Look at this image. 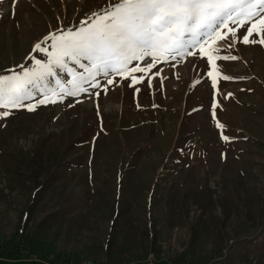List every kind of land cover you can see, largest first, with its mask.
<instances>
[{
	"label": "rangeland",
	"instance_id": "374dc122",
	"mask_svg": "<svg viewBox=\"0 0 264 264\" xmlns=\"http://www.w3.org/2000/svg\"><path fill=\"white\" fill-rule=\"evenodd\" d=\"M118 2L0 0V74L33 67L46 36ZM252 23L264 29V17ZM232 30L229 48L219 37ZM245 32L229 22L196 57L133 61L101 78L99 96L0 118V264H264V34L246 45ZM132 75L154 87L130 88ZM217 121L237 139H218Z\"/></svg>",
	"mask_w": 264,
	"mask_h": 264
},
{
	"label": "snow or ice",
	"instance_id": "6c2138e0",
	"mask_svg": "<svg viewBox=\"0 0 264 264\" xmlns=\"http://www.w3.org/2000/svg\"><path fill=\"white\" fill-rule=\"evenodd\" d=\"M96 16L100 18L95 23L82 21V25L88 23L89 26L65 31L57 29L56 33L46 36L45 42L51 41V51L41 44L35 45L34 50L44 59L29 57L34 61L33 67L21 65L19 70L9 69V74H0V109H3L0 110V118H8L13 114L12 110L24 109L34 113L41 106L66 103L67 98L82 103L81 96H99L101 78H107L113 72H127L133 61H143L147 69H154L161 61L172 62L187 55L196 57L197 53L192 50L229 22L233 27L239 24L240 31L246 29L242 36L246 45L258 43L252 38L254 34H264V29L257 30L255 23L247 27L253 20L264 17V0H119L101 12L93 13V18ZM242 17L246 19L242 20ZM237 36L238 32L232 30L229 36H220L219 42L227 43L231 48L238 42L233 39ZM259 43L264 44V39ZM213 51L222 52L223 49ZM205 55L207 68L212 63V56ZM200 59L204 60V57ZM216 59L234 60L236 57L218 55ZM143 71L145 69L140 64L131 68L133 74ZM61 73L65 75L61 76ZM204 75L202 72L201 76ZM211 75V72L207 73V76ZM224 79L233 78L225 75ZM107 83L111 85L113 81L108 80ZM204 83L208 80L205 79ZM52 84L55 87H50ZM137 84H146L149 90L154 87L152 80L132 75L128 86L132 88ZM163 87L161 79L158 91ZM216 87V81L212 80L210 104L205 109L212 119L216 118L218 109ZM103 90L106 91V87ZM140 91L139 87L134 88V94ZM152 108L156 109L158 105L153 104ZM97 116H100L98 109ZM215 129L221 141L237 139L224 134V125L219 121ZM179 151L184 153L183 149ZM221 157L226 158V154L222 153Z\"/></svg>",
	"mask_w": 264,
	"mask_h": 264
},
{
	"label": "built area",
	"instance_id": "2783aa9c",
	"mask_svg": "<svg viewBox=\"0 0 264 264\" xmlns=\"http://www.w3.org/2000/svg\"><path fill=\"white\" fill-rule=\"evenodd\" d=\"M78 264H99L98 262H93L90 260H83L81 262H79Z\"/></svg>",
	"mask_w": 264,
	"mask_h": 264
},
{
	"label": "trees",
	"instance_id": "16d2710c",
	"mask_svg": "<svg viewBox=\"0 0 264 264\" xmlns=\"http://www.w3.org/2000/svg\"><path fill=\"white\" fill-rule=\"evenodd\" d=\"M96 19V18H95ZM98 19V18H97Z\"/></svg>",
	"mask_w": 264,
	"mask_h": 264
}]
</instances>
